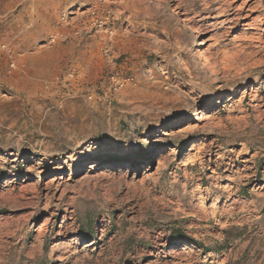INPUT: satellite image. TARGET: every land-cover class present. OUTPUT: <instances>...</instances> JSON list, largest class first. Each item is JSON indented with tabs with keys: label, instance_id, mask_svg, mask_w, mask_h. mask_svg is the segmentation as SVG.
Segmentation results:
<instances>
[{
	"label": "rangeland",
	"instance_id": "obj_1",
	"mask_svg": "<svg viewBox=\"0 0 264 264\" xmlns=\"http://www.w3.org/2000/svg\"><path fill=\"white\" fill-rule=\"evenodd\" d=\"M181 2L0 0V264H264V0Z\"/></svg>",
	"mask_w": 264,
	"mask_h": 264
},
{
	"label": "bare ground",
	"instance_id": "obj_2",
	"mask_svg": "<svg viewBox=\"0 0 264 264\" xmlns=\"http://www.w3.org/2000/svg\"><path fill=\"white\" fill-rule=\"evenodd\" d=\"M229 0H227V2H228ZM181 0H176V6L174 7V8H176V9H178L179 7H180V5H181ZM224 3H225V1H224ZM229 4V3H228ZM209 5V4H208ZM230 6V5H229ZM223 12H225V10L224 9H222V8H220L219 9V12L215 15V16H213L212 18L215 20L216 18H218V17H220L221 16V14L223 13ZM225 14V13H224ZM235 17H237V16H234L233 15V17L231 18V20H233V19H235ZM209 17H207L206 15L205 16H203L202 18H201V21H205V20H207ZM189 20V19H188ZM237 20V19H236ZM192 21V20H191ZM227 20H223L222 22H221V24H223V22H226ZM218 22L216 21V22H210V23H208L207 24V26H212V27H215L216 26V24H217ZM220 23V22H219ZM195 26H193V28H194ZM196 31L198 32V31H203L204 30V25H200V26H196ZM198 33H200V32H198ZM215 35L216 34H213L212 36H211V38H215ZM199 45L200 46H202L203 44H202V42H200L199 43ZM199 52H201V51H199ZM201 55H202V57H205L204 59L206 60V63H208V64H210V60L208 59V58H206V56H204V54H203V52L201 53ZM212 59V58H211ZM212 61V60H211ZM213 62V61H212ZM211 62V63H212ZM213 64H214V62H213ZM211 65V64H210ZM216 65H217V63H216ZM16 67V66H15ZM214 68V67H213ZM15 70V69H14ZM220 100H218L217 102H215V103H217V104H220L221 102H219ZM208 119H210V116H205L204 117V120L205 121H207ZM100 163V162H99ZM99 166H100V164H99ZM55 182V180H51L50 182H48L47 183V185H49V184H52V183H54ZM172 253H176V251H175V249L172 251Z\"/></svg>",
	"mask_w": 264,
	"mask_h": 264
}]
</instances>
